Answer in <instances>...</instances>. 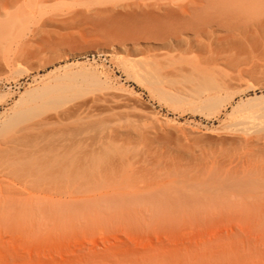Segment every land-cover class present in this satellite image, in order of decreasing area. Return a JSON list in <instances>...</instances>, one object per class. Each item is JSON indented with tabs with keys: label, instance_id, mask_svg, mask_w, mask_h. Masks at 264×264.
I'll list each match as a JSON object with an SVG mask.
<instances>
[{
	"label": "rangeland",
	"instance_id": "rangeland-1",
	"mask_svg": "<svg viewBox=\"0 0 264 264\" xmlns=\"http://www.w3.org/2000/svg\"><path fill=\"white\" fill-rule=\"evenodd\" d=\"M193 1L237 29L179 31ZM239 3L0 0V264H264V0Z\"/></svg>",
	"mask_w": 264,
	"mask_h": 264
},
{
	"label": "bare ground",
	"instance_id": "bare-ground-1",
	"mask_svg": "<svg viewBox=\"0 0 264 264\" xmlns=\"http://www.w3.org/2000/svg\"><path fill=\"white\" fill-rule=\"evenodd\" d=\"M240 1H242V0H232V3L234 4L233 6L234 7H239L240 6V4L242 3H239ZM195 2L196 1H193V2H189V3H187V4H183L182 6H180L178 9H179V14H177L178 16H177V19L179 18V20H180V22H178V23H180V27H178L179 28V31H183V30H191V31H193V33H195V36L196 37H200V36H204L208 41L210 40L212 43L213 42H220L221 40H222V35L219 33V31L222 29L223 31H225V33H227V34H229V33H231L232 31H233V29L234 28H236L237 29V27L236 26H233L234 28L232 29L231 27V25H229V26H231V27H227L228 25L227 24H225L223 21H222V19H224V18H222V17H230V16H232L234 13H231L232 11L230 10V11H228V12H230L229 14V16L228 15H226V14H228V13H226L225 14V16H224V12H222L223 13V16H221V14L219 15L218 13L219 12H214V11H212V10H210V8H206V9H203V8H201V7H198V6H196L195 5ZM246 2H248V1H246ZM257 2V1H256ZM255 2V3H256ZM262 2V1H261ZM254 3V4H255ZM157 4V3H156ZM157 5H159V4H157ZM239 5V6H238ZM242 5V4H241ZM248 5V4H247ZM246 5V6H247ZM250 5H252V3L250 4ZM256 5V4H255ZM152 6V5H151ZM159 6H161V5H159ZM159 6H157V7H159ZM231 6V5H230ZM232 6V7H233ZM204 7H206V6H204ZM208 7H209V5H208ZM226 7V6H225ZM228 7V6H227ZM256 7V6H255ZM156 8V7H155ZM254 8V7H253ZM157 9H159V8H157ZM209 9V10H208ZM236 9V8H235ZM168 10V9H167ZM229 10V9H228ZM173 12V11H172ZM261 12V11H260ZM199 13V14H198ZM169 15H170V13H168ZM172 14V13H171ZM137 15V14H136ZM173 15V14H172ZM193 15V16H192ZM200 17H199V16ZM201 15H202V17H201ZM173 16H175V15H173ZM226 17V18H227ZM235 16H232V18L231 19H233ZM129 18V17H128ZM132 18H133V16H132ZM155 17L153 16V19H154ZM169 18H171V17H169ZM226 18H225V20H226ZM230 18H229V20H230ZM238 18V16L236 15V19ZM152 19V18H151ZM156 19H157V17H156ZM156 19H155V21H156ZM228 19V18H227ZM132 20H134V19H132ZM150 20V19H149ZM169 20V19H168ZM176 20V19H175ZM118 21V20H117ZM147 21V20H146ZM164 21V20H163ZM145 22V21H144ZM169 23H171L170 21H168ZM231 21H228V23H230ZM146 24V23H145ZM148 24H149V22H148ZM162 24V23H161ZM165 24V23H164ZM154 25V24H153ZM152 25V23H151V25H149V27H152L153 26ZM171 25V24H170ZM175 25H177V23L175 24ZM227 25V26H226ZM157 26H158V24H157ZM161 26V25H160ZM164 25H162V27H163ZM166 26H167V24H166ZM168 26H169V24H168ZM178 26V25H177ZM154 27H155V25H154ZM144 28V27H143ZM153 28V27H152ZM156 28V27H155ZM171 29V27H168V29ZM169 29V30H170ZM174 29V28H173ZM175 29L177 30V27H175ZM151 30H153V29H151ZM155 30V29H154ZM153 30V31H154ZM166 30V29H165ZM169 30H167V31H169ZM173 31H175V30H173ZM179 31H178V35H179ZM235 31L236 30H234V33H235ZM171 32V31H170ZM169 33V32H168ZM176 33V32H175ZM183 33H185V32H183ZM187 33V32H186ZM189 33H191L192 34V32H189ZM233 33V32H232ZM170 34V33H169ZM171 34L173 35V32H171ZM181 35H183L182 34V32H181ZM221 35V36H220ZM224 35V34H223ZM230 35V34H229ZM229 35H227V36H229ZM177 36V35H176ZM175 36V34H174V37H176ZM226 36V37H227ZM201 37V38H202ZM224 37V36H223ZM180 38V35H179V37L178 38H176V39H179ZM225 38V37H224ZM228 38V37H227ZM209 41V42H210ZM211 43V44H212ZM141 63V62H140ZM139 63V64H140ZM215 89V88H214ZM67 117V116H66ZM55 118V117H54ZM56 119V118H55ZM68 119V118H67ZM57 121V120H56ZM61 124V123H60ZM89 126V125H88ZM86 129H87V127H86ZM79 134H81L82 135V132L81 133H79ZM76 136V135H75Z\"/></svg>",
	"mask_w": 264,
	"mask_h": 264
}]
</instances>
